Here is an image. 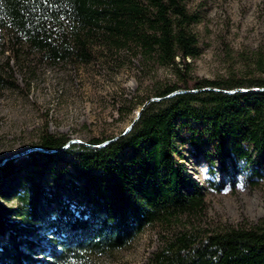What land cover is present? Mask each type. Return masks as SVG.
Listing matches in <instances>:
<instances>
[{"label":"trees","instance_id":"obj_1","mask_svg":"<svg viewBox=\"0 0 264 264\" xmlns=\"http://www.w3.org/2000/svg\"><path fill=\"white\" fill-rule=\"evenodd\" d=\"M189 1L0 0V35L51 64L89 65L123 51L170 68L177 79L157 90L161 101L146 107L130 133L105 147L96 146L114 137L63 149L69 140L42 136L45 150L58 151L33 153V172L16 184L20 208L14 217L28 226L9 221V210L0 207V264H75L128 249L155 227L167 236L149 264H264V219L212 232L181 224L183 217L205 215L207 202L180 161L179 143L202 156L221 182L237 175L251 186L264 181V90L203 91L264 88V79L192 76L188 59L202 52L191 31L199 20ZM254 61L264 72V57L255 54ZM7 81L0 74V87ZM177 90L189 92L168 97ZM149 98L127 100L128 114ZM40 178L54 184L50 192H43ZM40 201L47 207L42 217ZM35 227L52 235L47 250L30 240L38 235Z\"/></svg>","mask_w":264,"mask_h":264},{"label":"rangeland","instance_id":"obj_2","mask_svg":"<svg viewBox=\"0 0 264 264\" xmlns=\"http://www.w3.org/2000/svg\"><path fill=\"white\" fill-rule=\"evenodd\" d=\"M188 8L198 16L191 31L202 52L199 58L188 59L192 76L207 80L230 76L264 79V72L257 70L254 61L255 54L264 57V0H190ZM0 74L8 79L0 87V207L9 210V221L21 226H28V222L14 217L13 211L20 208L13 195L16 184L33 172L29 163L33 153L58 151L41 146L45 133L78 140L86 147H94L90 144L94 138L119 139L142 107L135 105L133 113L128 114L132 104L127 100L156 98L157 90L177 80L170 68L146 65L140 57L123 51L89 65L51 64L7 34L0 35ZM179 146L184 155L180 161L204 188L207 202L205 215L183 217L181 224L212 232L228 226L257 225L264 219V181L251 186L237 175L233 182L227 177L221 182L220 175L210 172L202 156L192 155L190 145ZM38 180L43 192H50L54 186L51 182V187L47 186L48 178ZM61 199L68 200L67 196ZM46 209V203L40 201L41 217ZM35 229L38 235L30 240L47 250L52 235L43 228ZM162 236L167 232L147 228L128 249L91 256L75 264H149L163 245Z\"/></svg>","mask_w":264,"mask_h":264},{"label":"water","instance_id":"obj_3","mask_svg":"<svg viewBox=\"0 0 264 264\" xmlns=\"http://www.w3.org/2000/svg\"><path fill=\"white\" fill-rule=\"evenodd\" d=\"M203 91H216V89L209 87V88H205V89H203ZM239 91H241V92H246V91H248V90H246V89H245V90H244V89H243V90L235 89V90H232V91H230V92H228V93H231V94H232V93L239 92ZM253 91H255V89H254ZM257 91H259V90H257ZM225 92H226V91H225ZM177 93H180V91L175 92V93H173L172 95H176ZM172 95H169L168 97H173ZM152 101H160V99H159V98H153V99H150L148 102H146V103L141 107V109L137 112V114L135 115L134 120H133L132 123L127 127L126 131L123 133V136H125V135H127L128 133L131 132V130L133 129V126L138 122V120L140 119L142 113L144 112V110L146 109V107H147ZM115 140H117L116 137L113 138V139H111V140L104 141L103 143H101V144L98 145L97 147H103V146H106V145H108L109 143H111V142H113V141H115ZM71 144H81V145H86V144H82V143H81L80 141H78V140H70V141H68V142L66 143V147L69 146V145H71ZM29 151H31V150H29Z\"/></svg>","mask_w":264,"mask_h":264},{"label":"bare ground","instance_id":"obj_4","mask_svg":"<svg viewBox=\"0 0 264 264\" xmlns=\"http://www.w3.org/2000/svg\"><path fill=\"white\" fill-rule=\"evenodd\" d=\"M213 88V87H212ZM214 89H216V92H224V93H228V92H230V91H232V90H235V89H232V90H220V89H217V88H214ZM255 89V91H257V90H259V91H262V90H264V88H254ZM178 91H180V93H186V92H189V91H187V90H177V91H175V92H178ZM226 91V92H225ZM175 92H173V93H175ZM173 93H171L170 95H172ZM180 93H177V94H180ZM236 93V92H235ZM229 94H231V93H229ZM233 94V93H232ZM172 96H175V95H172ZM157 98V97H156ZM160 99V101H161V98H159ZM152 102H158V101H152ZM151 102V103H152ZM139 121V120H138ZM137 124V123H136ZM135 124V125H136ZM134 125V126H135ZM133 126V127H134Z\"/></svg>","mask_w":264,"mask_h":264}]
</instances>
